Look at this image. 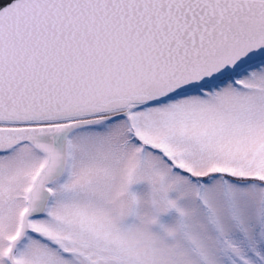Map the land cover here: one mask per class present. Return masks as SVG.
<instances>
[{
  "label": "snow or ice",
  "instance_id": "1",
  "mask_svg": "<svg viewBox=\"0 0 264 264\" xmlns=\"http://www.w3.org/2000/svg\"><path fill=\"white\" fill-rule=\"evenodd\" d=\"M0 264H264V0H0Z\"/></svg>",
  "mask_w": 264,
  "mask_h": 264
}]
</instances>
